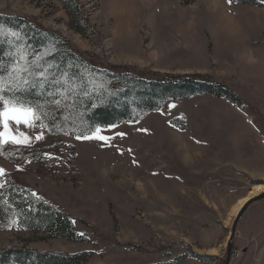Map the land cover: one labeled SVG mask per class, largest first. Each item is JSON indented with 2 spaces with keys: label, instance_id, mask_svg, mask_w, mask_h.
<instances>
[{
  "label": "rangeland",
  "instance_id": "1",
  "mask_svg": "<svg viewBox=\"0 0 264 264\" xmlns=\"http://www.w3.org/2000/svg\"><path fill=\"white\" fill-rule=\"evenodd\" d=\"M255 2L0 0V15L58 33L102 68L194 75L238 98L169 102L88 139L21 125L27 148L56 149L44 163L0 158V184L26 185L63 210L78 239L21 226L17 199L2 210L0 252L86 254L74 264H224L237 203L264 186V0ZM229 264H264V199L241 217Z\"/></svg>",
  "mask_w": 264,
  "mask_h": 264
},
{
  "label": "trees",
  "instance_id": "2",
  "mask_svg": "<svg viewBox=\"0 0 264 264\" xmlns=\"http://www.w3.org/2000/svg\"><path fill=\"white\" fill-rule=\"evenodd\" d=\"M231 1L256 4L255 0ZM65 9L70 13L67 6ZM0 26L23 34L24 42L30 45L32 56L37 52L50 51L47 61L60 71L74 74L80 85L75 99L77 107L56 113L58 118L54 126L44 128L53 137L88 136L97 129L136 123L146 114L163 109L169 102H179L197 95L210 94L230 102L238 100L225 85L208 83L194 75L148 79L137 72L102 68L75 54L69 43L58 33L45 30L23 18L0 15ZM4 50L5 46H0V56H3ZM51 109L50 105L49 111ZM45 123H48L47 119ZM55 149L41 143L32 148L8 146L0 153V158L14 165L34 159L44 163L45 153ZM0 181L2 182V178ZM5 184L0 187V218L3 207L9 205L10 201L19 199L20 212L17 217L21 226L44 232L51 238L77 241L78 235L74 231L72 219L63 210L33 195V191L26 185L18 182L14 184L8 179ZM85 257V253H48L29 248H9L0 252L2 264H74L83 261Z\"/></svg>",
  "mask_w": 264,
  "mask_h": 264
},
{
  "label": "snow or ice",
  "instance_id": "3",
  "mask_svg": "<svg viewBox=\"0 0 264 264\" xmlns=\"http://www.w3.org/2000/svg\"><path fill=\"white\" fill-rule=\"evenodd\" d=\"M24 39L23 34L0 26V46H5L4 54L0 56V153L8 146L26 147L30 144V137L20 131L21 125L51 128L58 118L56 113L77 107L75 99L80 85L74 74L51 65L46 59L50 51L32 56L30 45ZM46 119L48 123H45ZM42 136L43 133L37 135L36 140ZM3 174L4 169L0 168V175Z\"/></svg>",
  "mask_w": 264,
  "mask_h": 264
},
{
  "label": "water",
  "instance_id": "4",
  "mask_svg": "<svg viewBox=\"0 0 264 264\" xmlns=\"http://www.w3.org/2000/svg\"><path fill=\"white\" fill-rule=\"evenodd\" d=\"M264 199V192H261L255 196H252L250 198H248L244 204L241 206V208L239 209V211L237 212L234 221L232 223V227L230 230V234L227 240V244H226V249H227V257L225 260L224 264H229V260H230V253H231V247H232V241L236 235V228L237 225L241 219V217L243 216V214L245 213V211L247 210V208L252 205L253 203H256L258 201H261Z\"/></svg>",
  "mask_w": 264,
  "mask_h": 264
},
{
  "label": "bare ground",
  "instance_id": "5",
  "mask_svg": "<svg viewBox=\"0 0 264 264\" xmlns=\"http://www.w3.org/2000/svg\"><path fill=\"white\" fill-rule=\"evenodd\" d=\"M264 192V186H254L253 189L248 193V195L244 198H242L236 205L235 210H234V216H236L237 212L241 208V206L244 204V202L252 197L257 195L258 193Z\"/></svg>",
  "mask_w": 264,
  "mask_h": 264
}]
</instances>
